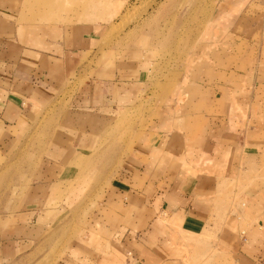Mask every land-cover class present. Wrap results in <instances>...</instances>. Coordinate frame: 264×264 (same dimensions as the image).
<instances>
[{"label":"crops","instance_id":"obj_1","mask_svg":"<svg viewBox=\"0 0 264 264\" xmlns=\"http://www.w3.org/2000/svg\"><path fill=\"white\" fill-rule=\"evenodd\" d=\"M3 5L0 0V144L19 139L68 81L87 77L52 128L41 181L72 178L71 167L93 162V143L111 133L121 109H143L109 183L79 216V234L54 264H187L201 245L215 246L232 264H264V209L242 228L235 212L219 218L217 205L219 174L238 170L264 144V70L254 57L242 55L232 66L226 55L196 47L175 76L157 82L148 69L150 49L130 48L90 64L98 54L96 26L18 23V13ZM226 5L215 4L214 20L229 16ZM240 13L233 22L250 46V16ZM38 201L0 224V264L40 260L37 242L60 214Z\"/></svg>","mask_w":264,"mask_h":264},{"label":"rangeland","instance_id":"obj_2","mask_svg":"<svg viewBox=\"0 0 264 264\" xmlns=\"http://www.w3.org/2000/svg\"><path fill=\"white\" fill-rule=\"evenodd\" d=\"M17 1V7H14V0H5V6L18 13V23L96 26L98 54L90 64L130 48L150 49L153 55L148 69L150 76L158 82L175 76L177 69L188 60L189 53L206 45L210 48L209 53L226 55L227 59L234 60L232 66L233 62H238L237 58L245 55L254 57L264 70V0H245L240 7V0H223L227 4L225 13L229 16L218 21L213 19L217 11L215 4L222 0ZM243 11L250 16V46L242 39L240 23L233 22ZM86 78L80 75L68 81L52 101L36 110L35 117L28 121L19 139L5 142L4 146L0 144L1 226L11 223L16 209L29 204L36 206L33 202L38 199V205L54 208L52 211L60 214L59 220L46 228L38 240L36 258L40 257V260L35 264H54L66 243L79 234V216L93 205L109 183V173L119 165L131 130L143 112L140 105L121 109L122 114L109 125L111 133L106 132L93 143V162L71 167L73 171L76 169L72 178L53 183L41 181L45 167L42 158L52 128L67 108L77 84ZM261 104L259 113L264 116V100ZM255 152L257 154L247 158L238 170L225 171L222 177L219 174L218 216L222 218L228 210L235 212L242 228L250 225L264 209V144ZM187 247L184 252L190 255ZM200 247L199 255L191 262L187 260V264H232L230 258L215 246Z\"/></svg>","mask_w":264,"mask_h":264}]
</instances>
